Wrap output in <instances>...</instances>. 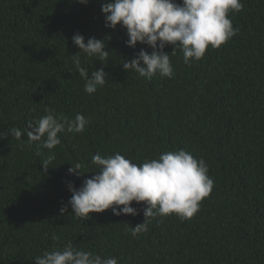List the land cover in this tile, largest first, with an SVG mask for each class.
Instances as JSON below:
<instances>
[{"label":"trees","instance_id":"1","mask_svg":"<svg viewBox=\"0 0 264 264\" xmlns=\"http://www.w3.org/2000/svg\"><path fill=\"white\" fill-rule=\"evenodd\" d=\"M108 2L0 0V132L26 128L45 109L88 120L83 133L58 134L47 171L41 162L50 150L40 142L0 139V264H34L68 241L118 264H264V0H243L242 11L230 12L239 32L199 61L185 64L166 45L174 75L152 79L123 69L124 60L152 49L129 47L126 28L105 26ZM77 33L85 43L105 39L110 51L106 66L80 53L89 75L108 74L91 95L72 63ZM178 149L202 158L214 181L192 218L157 217L133 237L143 202H132L136 216L111 208L88 220L74 216L68 185L79 189L99 170L92 155L119 152L139 164ZM76 163L87 173L70 174Z\"/></svg>","mask_w":264,"mask_h":264},{"label":"clouds","instance_id":"2","mask_svg":"<svg viewBox=\"0 0 264 264\" xmlns=\"http://www.w3.org/2000/svg\"><path fill=\"white\" fill-rule=\"evenodd\" d=\"M87 4L89 0H77ZM244 8L243 0H111L101 6L105 16V26L115 29L117 25L126 28L129 47L137 43L147 45L151 53L143 48L130 61L124 60L123 69L138 73L139 77L152 79L157 74L161 78H171L174 69L170 56L164 49L172 45V54L177 49L182 52L185 64L201 60L206 50L219 48L238 32L233 27L229 13H238ZM72 42L80 50L72 55V63L84 80V91L91 95L106 84L108 74L103 68L91 72L82 66L80 53L95 57L103 62L110 55L105 39L91 37L85 43L83 35L77 33ZM143 62V66H141ZM46 114L34 123L29 122L24 129L13 127L0 132V139L10 133L17 141L27 137L29 144L40 142L50 150L47 159L41 163L47 171L55 158L51 150L61 144L59 133L80 134L85 131L88 120L77 113L74 119L57 114L54 109H45ZM91 163L98 167L91 178L83 181L79 189L68 185L71 197L68 201L74 216L88 220L91 213L112 210L116 216L138 215L132 202H143L144 222L130 226L131 235L136 237L148 231L149 224L157 217L176 214L181 219H190L200 210V202L208 197L214 181L208 175L209 169L201 158H195L185 149L161 153L157 158L144 159L134 163L125 155L116 152L102 157L92 155ZM81 163L71 164L70 174L81 176ZM123 206V207H120ZM67 207L60 209L64 214ZM55 239V237H53ZM34 264H118L115 257H102L83 250L68 241L62 248L54 247L36 256Z\"/></svg>","mask_w":264,"mask_h":264}]
</instances>
